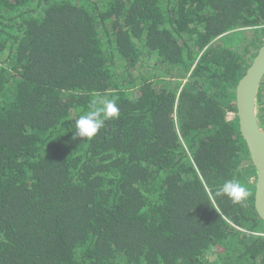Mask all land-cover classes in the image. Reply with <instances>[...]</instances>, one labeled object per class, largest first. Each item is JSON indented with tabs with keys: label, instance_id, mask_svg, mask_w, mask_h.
Returning <instances> with one entry per match:
<instances>
[{
	"label": "trees",
	"instance_id": "trees-1",
	"mask_svg": "<svg viewBox=\"0 0 264 264\" xmlns=\"http://www.w3.org/2000/svg\"><path fill=\"white\" fill-rule=\"evenodd\" d=\"M246 29L264 0H0V264H264ZM97 98L119 117L76 136Z\"/></svg>",
	"mask_w": 264,
	"mask_h": 264
},
{
	"label": "water",
	"instance_id": "water-1",
	"mask_svg": "<svg viewBox=\"0 0 264 264\" xmlns=\"http://www.w3.org/2000/svg\"><path fill=\"white\" fill-rule=\"evenodd\" d=\"M264 79V44L240 78L236 88L239 128L250 160L256 168L255 208L264 221V123L258 111V94Z\"/></svg>",
	"mask_w": 264,
	"mask_h": 264
},
{
	"label": "clouds",
	"instance_id": "clouds-1",
	"mask_svg": "<svg viewBox=\"0 0 264 264\" xmlns=\"http://www.w3.org/2000/svg\"><path fill=\"white\" fill-rule=\"evenodd\" d=\"M120 109L115 98H97L90 103L86 114L76 120L75 135L81 138H92L110 119L118 118ZM227 195L234 203H242L249 196V191L236 181L229 180L218 190Z\"/></svg>",
	"mask_w": 264,
	"mask_h": 264
},
{
	"label": "rangeland",
	"instance_id": "rangeland-1",
	"mask_svg": "<svg viewBox=\"0 0 264 264\" xmlns=\"http://www.w3.org/2000/svg\"><path fill=\"white\" fill-rule=\"evenodd\" d=\"M254 31L253 30H250V29H246L244 30V33L240 34L239 35V39L242 41L243 39L246 38V36H248L249 38H252L251 42H249V44L247 45L249 48H250V51L249 53L247 54L248 58L250 61H252V54L255 52V51H258V48H259V43L255 40V37L254 36ZM258 111H259V116L260 118L264 121V84H263V92H262V101H258ZM229 117H234V114L231 113L229 114ZM250 161L249 160H246V164H249ZM246 169L249 171V172H252L253 174H251V182H256V175L255 173L253 172V170L251 169V166L248 165V167H246ZM251 192V191H249Z\"/></svg>",
	"mask_w": 264,
	"mask_h": 264
},
{
	"label": "bare ground",
	"instance_id": "bare-ground-1",
	"mask_svg": "<svg viewBox=\"0 0 264 264\" xmlns=\"http://www.w3.org/2000/svg\"><path fill=\"white\" fill-rule=\"evenodd\" d=\"M263 81H264V79H263ZM263 81H262V82H263ZM259 92H260V90H259ZM258 96H259V94H258ZM258 101H259V100H258ZM233 114H234V113H233ZM259 114H260V113H259ZM259 117H260V116H259ZM238 119H239V118H238Z\"/></svg>",
	"mask_w": 264,
	"mask_h": 264
}]
</instances>
